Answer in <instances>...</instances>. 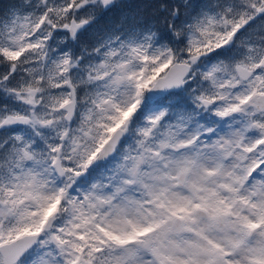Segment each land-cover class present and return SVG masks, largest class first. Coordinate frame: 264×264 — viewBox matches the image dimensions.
<instances>
[{
    "label": "snow or ice",
    "instance_id": "1",
    "mask_svg": "<svg viewBox=\"0 0 264 264\" xmlns=\"http://www.w3.org/2000/svg\"><path fill=\"white\" fill-rule=\"evenodd\" d=\"M0 264H264V0H0Z\"/></svg>",
    "mask_w": 264,
    "mask_h": 264
}]
</instances>
